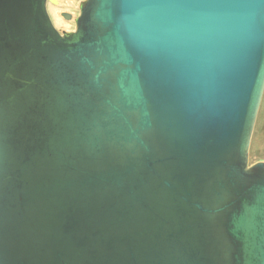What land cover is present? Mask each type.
<instances>
[{"label":"water","instance_id":"obj_1","mask_svg":"<svg viewBox=\"0 0 264 264\" xmlns=\"http://www.w3.org/2000/svg\"><path fill=\"white\" fill-rule=\"evenodd\" d=\"M47 2L0 0V264H264V0Z\"/></svg>","mask_w":264,"mask_h":264},{"label":"rangeland","instance_id":"obj_2","mask_svg":"<svg viewBox=\"0 0 264 264\" xmlns=\"http://www.w3.org/2000/svg\"><path fill=\"white\" fill-rule=\"evenodd\" d=\"M83 1L84 0H55V2H47V11L48 15L49 13L51 14L52 22L55 24V21H53L55 20V15L61 20L60 22L62 24L59 26L55 25L60 32H68L75 26V21L73 20L78 16L79 6ZM62 12L69 13L74 17L71 19H65L61 14ZM71 24L74 26H71ZM259 161H264V92L258 109L249 147V164Z\"/></svg>","mask_w":264,"mask_h":264},{"label":"bare ground","instance_id":"obj_3","mask_svg":"<svg viewBox=\"0 0 264 264\" xmlns=\"http://www.w3.org/2000/svg\"><path fill=\"white\" fill-rule=\"evenodd\" d=\"M48 1H50V0H48ZM57 4V3H56ZM46 10H47V4H46ZM48 12V11H47ZM71 12V11H70ZM65 12H62L61 14H62V16H63V14H64ZM69 14V13H68ZM54 15H55V12H54ZM49 17H50V19H51V14L49 13ZM72 17H74V16H71V18ZM70 18V19H71ZM54 19L55 20H53V21H55V24L52 22V24L54 25V27L56 28V26L58 25H60V24H62L60 21V19H58V17L55 15L54 16ZM51 21H52V19H51ZM74 21V20H73ZM56 25V26H55ZM71 26H74L73 24H71ZM57 29V28H56ZM73 30H75V26L74 27H72L71 29H70V31H68V32H71V31H73Z\"/></svg>","mask_w":264,"mask_h":264}]
</instances>
